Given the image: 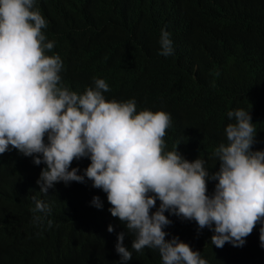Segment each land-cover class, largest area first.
<instances>
[{
  "label": "trees",
  "instance_id": "16d2710c",
  "mask_svg": "<svg viewBox=\"0 0 264 264\" xmlns=\"http://www.w3.org/2000/svg\"><path fill=\"white\" fill-rule=\"evenodd\" d=\"M36 7L47 21L46 42H55L51 51L63 61L61 83L70 91L83 94L104 79L106 100L134 99L137 112L169 113L166 149L178 144L189 162L204 159L210 175L219 168L212 153L226 143L224 129L234 123L229 111L249 110L257 130L252 150H264V0H37ZM161 29L171 34L168 57L158 55ZM89 164L82 158L71 167L81 172ZM37 171L15 149L0 159V264H20L13 257L22 252L36 264H121L115 244L122 231L106 193L85 177L83 184L57 183L44 195ZM215 183L207 182L208 195ZM94 196L102 209L92 206ZM33 197L49 205L46 216L33 212ZM36 215L44 216L43 223L34 221ZM165 215L172 221L165 239L178 237L210 264H264L260 224L243 247L216 248L208 228ZM133 238L124 239L132 251L127 264H162L158 250H132Z\"/></svg>",
  "mask_w": 264,
  "mask_h": 264
},
{
  "label": "clouds",
  "instance_id": "9594fccd",
  "mask_svg": "<svg viewBox=\"0 0 264 264\" xmlns=\"http://www.w3.org/2000/svg\"><path fill=\"white\" fill-rule=\"evenodd\" d=\"M36 4L0 0V159L15 149L30 166H37V184L44 195L57 183L83 184L85 177L106 193L108 211L122 231L115 244L121 264L132 259V251L124 246V239L128 243L132 236V250H158L162 264H210L178 237L165 239L164 229L172 223L166 212L211 230L216 248L226 243L243 247L260 224L264 248V150H252L257 130L249 110L227 113L234 123L224 129L226 143L212 153L219 168L210 175L204 159L189 162L178 144L166 149L169 113L137 112L134 99L106 100L104 93L110 89L104 79H96L83 94L63 86V61L51 51L55 42H46L42 30L47 21ZM170 35L161 29L158 55L173 54ZM82 158L90 164L79 172L71 165ZM209 180L216 182L211 195ZM33 200V212H50L48 204ZM91 204L103 207L98 196ZM44 216L36 215L34 221L43 223ZM47 224L51 227L52 221ZM107 231L111 233L112 226ZM13 259L36 264L26 252Z\"/></svg>",
  "mask_w": 264,
  "mask_h": 264
}]
</instances>
